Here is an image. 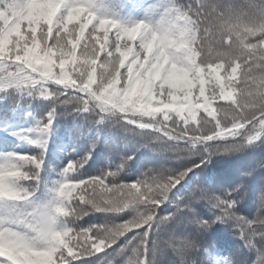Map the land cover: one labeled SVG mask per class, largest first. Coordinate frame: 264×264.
Instances as JSON below:
<instances>
[{
    "label": "snow or ice",
    "instance_id": "snow-or-ice-1",
    "mask_svg": "<svg viewBox=\"0 0 264 264\" xmlns=\"http://www.w3.org/2000/svg\"><path fill=\"white\" fill-rule=\"evenodd\" d=\"M0 94L4 121L23 100L49 101L11 133L34 151L0 152V264H264V176L225 183L213 160L264 144V0H0ZM69 105L92 125L151 130L181 163L127 181V156L77 175L92 140L48 166L57 179L42 200L56 110ZM93 213L107 219L80 223Z\"/></svg>",
    "mask_w": 264,
    "mask_h": 264
},
{
    "label": "trees",
    "instance_id": "trees-1",
    "mask_svg": "<svg viewBox=\"0 0 264 264\" xmlns=\"http://www.w3.org/2000/svg\"><path fill=\"white\" fill-rule=\"evenodd\" d=\"M5 102L6 101L4 100H0V105H3ZM72 107L73 106H68L67 108L60 107L56 110L58 115L55 121L51 146L48 151L45 166L51 165L58 171L63 168L62 164L65 165L70 159L75 160L80 158L89 150V145L84 141V139L81 137L78 138L81 125L75 121L77 113L72 112ZM113 119L115 124L109 133L115 136L117 140L119 139L125 141L127 144L133 143L147 145L146 147L132 151L130 156H134V159L140 161L141 163L127 164L124 173H122L127 181L135 180L146 166L167 165L174 167L181 163L180 161L175 160V153L166 151V148L168 147L167 144L153 141L151 139L153 136L151 130L145 131L134 128L133 126H128L132 128V130L126 131L120 123L115 122V117H113ZM77 124L80 127L78 130L75 128ZM98 129L108 133V129L105 126H99ZM141 132H143V135H141ZM95 139L99 141L98 146L92 153V158L82 169H80L77 175L87 176L97 174L101 169L105 167L115 168L121 162V160H119L116 155H113L110 151V140L107 137L101 139L99 136H95ZM146 150H148V153L145 156V159H143L141 154ZM144 160L146 161L143 162ZM213 160L216 163L214 171L225 183L239 182L242 178V173L247 171L249 168H257L253 177L248 178L249 181L253 180L258 182L260 177L264 176V169L258 168L259 164L264 163V144H261L259 141L244 151H238L228 156L214 157ZM113 162H115V164H112ZM55 179H57V176L45 181L44 189H50L51 183ZM47 193L49 192H44V194ZM102 217L103 216L99 213H93L84 217L80 223L83 225L92 224V221L101 220L103 219ZM228 239L230 241L232 240L231 237ZM218 254L227 255V253L223 250Z\"/></svg>",
    "mask_w": 264,
    "mask_h": 264
},
{
    "label": "rangeland",
    "instance_id": "rangeland-1",
    "mask_svg": "<svg viewBox=\"0 0 264 264\" xmlns=\"http://www.w3.org/2000/svg\"><path fill=\"white\" fill-rule=\"evenodd\" d=\"M28 99H30V98H28ZM21 103L23 105L22 107H26L27 108L26 110H31V112L34 114V116L39 118L41 115L44 114V110H46V108L49 104V101L42 100V99L38 100V101H33L31 108L27 107V100H23ZM69 106H72V105H69ZM95 119H96V117L94 115H92L91 113H77V116L75 118V121L81 125L80 132L86 133V135L84 137H81V138L84 139V141L89 145V147H90V142L92 140H96L95 136H99L101 139L104 137H107L110 140V143H109L110 151L112 152L113 155H116V157L119 160H121V157L130 156L132 154V151H135V150H138L139 148H142L140 144H133V143L127 144L125 141H122L119 139L117 140V138L115 136H113V135H111V133H109V132H111L113 125L115 124L113 118L111 121L100 123V125L99 124L92 125L90 122L95 120ZM29 122H31V124L33 123L31 117L25 118L24 123H19V122L13 121L12 119H8L7 121H4L3 129L0 132V143L4 142V140H7V141L10 140L11 143H8V144H10L9 147L4 148L1 152H5V151L24 152L23 150H25L27 152L34 151V149H32V148H34L33 145L27 143L26 141L21 140L18 136L11 134L16 129L29 127L31 125ZM78 124H77V126H75L76 130H78L80 128L78 126ZM98 125L101 127L105 126L108 129V133H106L105 131L99 130ZM145 131H149V130H145ZM152 134L155 135L154 133H152ZM171 143H172L171 141H168L167 145L171 144ZM16 144H19V145L17 146ZM24 144L27 145V147H25ZM15 146H17V147H15ZM246 149L247 148H245L241 151H244ZM147 153H148V150L144 151L141 154V157L143 159H145V156L147 155ZM146 160H144L143 162H145ZM138 162L141 163L140 161L133 159V160L129 161L128 163H138ZM112 164H115V162H113ZM62 167H64V164H62ZM57 172H58V170H57ZM41 175H42V177H44V182H45L49 179H52L53 177H56L57 173L53 172L51 170V168H49L48 166H45V170H44V172H42ZM42 185H43V183H42ZM42 185H41V188H42ZM40 193L38 195H40ZM109 251H111V249ZM104 255H105L104 253H101V254H99V256H94V257L90 258L91 264H96V261L98 259H102L104 257Z\"/></svg>",
    "mask_w": 264,
    "mask_h": 264
}]
</instances>
